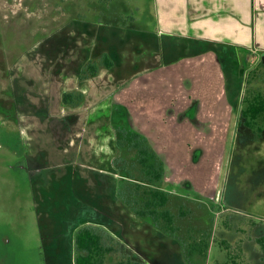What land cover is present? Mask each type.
Wrapping results in <instances>:
<instances>
[{
	"label": "rangeland",
	"instance_id": "obj_1",
	"mask_svg": "<svg viewBox=\"0 0 264 264\" xmlns=\"http://www.w3.org/2000/svg\"><path fill=\"white\" fill-rule=\"evenodd\" d=\"M122 4L127 8L120 9ZM135 6V1L119 0H0V264H75L70 231L75 235L86 225L102 227L120 239V218L115 212L107 217L98 188L106 190L107 202L118 178L116 169L108 166L118 156L115 126L123 121L87 120V106L75 111L82 100L75 92L69 93L70 103L62 104L56 75L66 60L68 65L77 60L75 45L85 48L86 42L71 38L75 27L83 28L70 23L74 17L129 23L149 13ZM121 12L127 16L120 18ZM96 30L95 35L99 27ZM97 37L91 54L95 58L85 64L81 80L87 79L92 67L113 62L103 53L114 54L113 41L103 43L102 33ZM127 85L120 97L137 124L165 152L168 173L175 171V181L190 179L194 184L190 196L203 193V219L191 217L188 204L184 207L189 214L180 221L186 228L195 227V236L200 235L197 227L209 236V248L203 255L193 253V264H221L238 254L241 264H257L261 253L257 239L264 238V132L259 136L238 127L237 115L233 120H206L211 106L203 111L198 104L210 91L203 90V73L198 71L187 74L183 68L165 65ZM193 109L196 113L191 116ZM76 112H85L84 119H75ZM198 150L203 157L194 162ZM84 163L96 166L97 179L102 167L105 179L112 180L97 186V193L92 186L80 185L92 195L89 199L77 184L73 188L70 184L78 174L71 165ZM224 240L230 251L221 245ZM139 250L154 263L155 250Z\"/></svg>",
	"mask_w": 264,
	"mask_h": 264
},
{
	"label": "crops",
	"instance_id": "obj_2",
	"mask_svg": "<svg viewBox=\"0 0 264 264\" xmlns=\"http://www.w3.org/2000/svg\"><path fill=\"white\" fill-rule=\"evenodd\" d=\"M89 1L92 3V0ZM119 1L121 3L135 1L136 8L148 9L149 13L143 19L141 17L132 18L133 23V20L129 23L122 20H87L81 16L79 18L74 17L70 21L71 24L75 22L83 24V28L78 25L72 30V40L75 41L74 39H76V42L81 41V44L84 45L85 42L86 44L84 45L85 48L75 45L73 49L77 54V60H72V65H68L69 61L66 60L67 63L61 65V69L57 72V85L62 91L61 103L65 105L63 101L65 94L75 92V94L82 96L81 102L77 101L80 105L75 111L85 109L87 106L85 109L87 120L111 121L115 113L117 114L115 106L120 105L128 109L120 94L132 79L147 71L158 70L165 65L176 66V68H183L187 74L196 71L203 73V90L210 92L208 97L203 95V103L198 101L200 103L198 110L205 111L207 106H211L210 112L205 114L206 120H233L237 115L235 119L238 122L237 126L240 127V111L246 84V75L243 76L241 71L245 69L247 64H250L251 67L255 66L264 54V0ZM127 6L122 4L119 8H127ZM89 7L91 5L86 8ZM126 16H122L121 12L119 17ZM140 19L143 21H139ZM70 23L63 25L60 30L64 31ZM97 27L100 29L98 30L99 34L102 33L101 40L103 43L110 40L116 46V49L113 50L114 54H111L109 50L103 52L107 54L106 56L110 55L113 58V65L110 68L101 67L97 69L95 75H92L91 72L86 75L87 79L81 80V74L87 67L85 64L95 58V55L91 54L94 46H96L95 43L99 41L97 37L99 34L95 35ZM74 30L78 32L76 33ZM189 77L191 76L189 75ZM214 89H218L219 92H214ZM128 111L130 113L129 109ZM195 113V109H193L191 116ZM85 114V112L83 114L76 112L73 116L75 119L81 120L84 119ZM131 117L136 122L132 114ZM139 127L155 143L156 152L158 154L165 153L156 146L157 142L151 133L145 131L141 126ZM103 146L104 151H106L104 144ZM94 149L93 147L92 158H96ZM116 149L119 153L117 142ZM196 152L194 162L203 157V151L198 150ZM62 156L65 155L62 154ZM32 157L36 160L35 156L32 155ZM36 161L38 162V160ZM85 163L81 167L71 165L73 169L75 168L73 171H78V174L70 183L72 188L77 184L78 190L84 197L90 192H85L80 185L92 186V191L97 193V186L107 185L106 182L111 184L112 181L110 178L105 179L103 173L106 171L103 172L102 167L99 168V178L97 179L96 166H89ZM165 164V177L161 188L171 194V208L176 209L177 215L183 211L187 217L189 213L184 205L189 204L191 217L195 220L203 219V193L197 198L190 196L188 191L194 184L189 178L175 181L172 176L175 171L171 170L172 174L168 173L166 157ZM108 166L110 170L114 167L111 160H109ZM103 168L107 167L104 166ZM117 175L113 193L108 194L107 202H105L106 190L104 187L98 188V190L99 195H103L104 208L109 212L107 217H111V213L115 212L120 218L118 237L121 241L149 264H159V260H163V264H187L183 246L178 238H171L161 233L150 223L139 219L118 198L117 184L120 177L118 173ZM36 185L42 187V184ZM43 192H40V196L46 197ZM87 197L89 199L92 195L89 194ZM209 201L211 202L213 199ZM180 226L179 234L181 235L187 234L189 229L194 230L192 232H197L195 227L186 228L182 224ZM197 228L200 229H198L199 234H204L203 228ZM72 236L70 231L69 237L70 239L73 238L74 244L75 235L73 231ZM143 247L155 250L154 263L151 262L152 259L141 253L139 248Z\"/></svg>",
	"mask_w": 264,
	"mask_h": 264
},
{
	"label": "trees",
	"instance_id": "obj_3",
	"mask_svg": "<svg viewBox=\"0 0 264 264\" xmlns=\"http://www.w3.org/2000/svg\"><path fill=\"white\" fill-rule=\"evenodd\" d=\"M112 62L105 66L112 67ZM97 69L92 67V75ZM246 87L240 111L239 126L245 127L259 136L264 132V54L248 72L242 69ZM71 94H65L64 103L71 102ZM116 121L122 120L115 126L118 156L113 166L119 174L118 198L139 219L150 223L161 233L178 238L183 246L187 264H193L191 256L198 252L203 255L209 248V236L194 235V230H188L181 235V219L185 213L177 215L171 208V194L163 190L165 177V158L155 150V143L132 119L126 107L115 106ZM74 252L75 264H148L138 254L127 247L120 239L99 226L86 225L75 233ZM221 245L230 251V244L224 240ZM261 253L258 263L264 261V238L257 239ZM240 254L235 259L221 264H241ZM238 261V262H237ZM257 263V264H258Z\"/></svg>",
	"mask_w": 264,
	"mask_h": 264
}]
</instances>
